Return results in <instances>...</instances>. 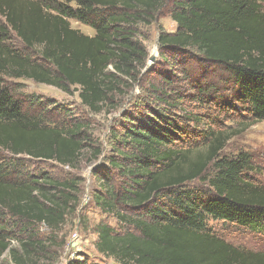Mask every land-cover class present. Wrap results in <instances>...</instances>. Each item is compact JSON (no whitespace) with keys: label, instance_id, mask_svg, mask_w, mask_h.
Returning <instances> with one entry per match:
<instances>
[{"label":"trees","instance_id":"1","mask_svg":"<svg viewBox=\"0 0 264 264\" xmlns=\"http://www.w3.org/2000/svg\"><path fill=\"white\" fill-rule=\"evenodd\" d=\"M166 9L177 29L160 33L159 58L147 66L136 26ZM144 71L158 82L142 88L93 172V203L119 225L97 227L96 251L115 264H264V251L222 234L264 241L259 170L246 151L224 154L234 129L223 122H264L262 0H0V264L6 254L35 264L44 253L38 229H61L81 183L49 166L75 169L92 148L72 108L12 81L74 88L100 114ZM179 77L188 93L173 88ZM187 101L210 114H178Z\"/></svg>","mask_w":264,"mask_h":264},{"label":"rangeland","instance_id":"2","mask_svg":"<svg viewBox=\"0 0 264 264\" xmlns=\"http://www.w3.org/2000/svg\"><path fill=\"white\" fill-rule=\"evenodd\" d=\"M262 4L264 6V0H262ZM72 6H76V3H72ZM71 27L81 31L84 35L94 36V31L91 28L75 21L71 22ZM176 29L177 25L170 17L168 9L158 12L154 16L153 23L142 22L136 26L137 38L143 43L148 54L147 66L154 64L159 58L160 33L162 31L173 33ZM11 42L14 44L18 43L17 40H11ZM151 58H155L156 61ZM146 74L144 71L141 77L142 79L143 76L145 78L143 80L139 78V83L135 85L125 84V90L122 93L124 96L117 97L114 105L116 109L115 107H110L107 111L100 114H94L85 109L81 104L79 92H76L74 88H71L70 94H65L56 88L36 84L30 80L12 81L13 84L22 86L24 93L52 99L59 104L72 108L77 120L84 124L86 136L91 140L90 144L92 147L86 148L75 169L60 167L55 164L49 166L50 172L61 178L70 179L76 177L81 180L79 201L76 210L67 217L65 224L60 230L54 232L43 226L38 229V238L44 246V253L36 257L35 264H69L70 261L79 258H87L92 264H115L112 259L105 258V256L99 254L95 248L98 238L97 227L100 224L105 223L117 229L119 225L114 218L102 213L93 203L92 196L96 187L93 172L104 161L106 155L110 154V145L114 143L112 135L120 131L124 115L137 108V101L143 94L142 88H148L149 84L158 82L157 77L152 75L145 76ZM182 78L175 79L173 88L177 89V91L188 93L189 84L184 83L185 81H182ZM221 88L222 85H219V89ZM183 113H192L199 117L210 114L208 110H201L196 107L195 103H190L189 101L185 103L182 111H178L180 115H183ZM212 113L214 116L218 114L219 118L224 116L222 111L219 110L218 113H215V111ZM208 120L207 118L201 128L206 126L205 124H207ZM226 120V118H223L224 125L231 126L235 131L232 129L234 137L229 141L224 154L234 155L239 151H246L251 154L259 170L255 176V182L264 186V122L248 124L249 121L241 119L239 122L241 127L237 128V122L239 121L237 117L235 121L230 123ZM244 123L245 125H243ZM218 130L225 131L226 129H219L218 127ZM96 150H98L100 155L95 158L94 153ZM17 233L20 232L17 231ZM222 234L226 240L237 246H243L253 251H264V241L260 238L249 237L240 233L233 234L231 232H223ZM12 248L19 250L17 243H13ZM2 262L3 264H13L8 254L4 255Z\"/></svg>","mask_w":264,"mask_h":264},{"label":"water","instance_id":"3","mask_svg":"<svg viewBox=\"0 0 264 264\" xmlns=\"http://www.w3.org/2000/svg\"><path fill=\"white\" fill-rule=\"evenodd\" d=\"M153 61L155 60V58H151ZM156 61V60H155Z\"/></svg>","mask_w":264,"mask_h":264}]
</instances>
